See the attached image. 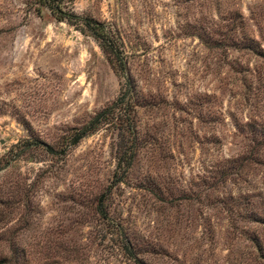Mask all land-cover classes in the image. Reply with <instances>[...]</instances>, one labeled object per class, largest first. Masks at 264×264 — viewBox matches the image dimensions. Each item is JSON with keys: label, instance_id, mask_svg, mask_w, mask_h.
I'll return each mask as SVG.
<instances>
[{"label": "rangeland", "instance_id": "rangeland-1", "mask_svg": "<svg viewBox=\"0 0 264 264\" xmlns=\"http://www.w3.org/2000/svg\"><path fill=\"white\" fill-rule=\"evenodd\" d=\"M34 7L32 0H0V155L28 134L56 145L118 93L119 79L96 40L79 23ZM67 9L115 30L149 95L137 110L141 147L108 199L130 238L161 247L137 257L150 264H264V249L256 253L242 231L257 225L239 218L229 224L232 202L223 199L257 193L264 167L247 162L208 186L225 157L250 145V134L233 124L264 121V58L225 44L238 11L264 47V0H72ZM112 138L100 129L62 156L41 153L40 161H11L0 170L1 184L22 183L9 225L28 264H133L93 211L94 194L112 178ZM145 173L159 189L140 184ZM258 234L264 239V228Z\"/></svg>", "mask_w": 264, "mask_h": 264}, {"label": "trees", "instance_id": "trees-1", "mask_svg": "<svg viewBox=\"0 0 264 264\" xmlns=\"http://www.w3.org/2000/svg\"><path fill=\"white\" fill-rule=\"evenodd\" d=\"M71 2L72 0H32L36 12H40L41 8H46L58 21L77 22L80 24L77 25L80 32L86 33L96 40L98 47L119 79L117 96L109 104L93 112L81 124L70 127L66 135L61 136L56 145L31 134L17 140L0 155V170L11 161H40L41 153L62 156L69 149L75 147L84 137L100 129L110 130L113 137L115 164L111 181L99 188L93 196V211L98 215L106 230L117 236L120 245L129 255L133 264H150L142 257H137L138 252L148 250L157 253L161 250L160 245L152 242L141 243L139 242L141 239L135 241L132 237L131 239L126 234L122 224L111 215V203L108 201L117 186L128 179L129 171L141 147L138 137L137 110L148 103L149 95L142 91L131 73L123 54L121 38L115 30L103 21L86 15L81 17L68 10L67 7ZM229 30L231 33L225 37V44L236 50H244L264 58V47H262L261 41L247 33L244 19L238 11H234ZM197 36L206 46H213V41L206 35ZM18 121L22 122V119H18ZM233 126L239 131L246 130L250 134V145H247L244 150L238 151L236 155L223 159L222 167L217 171V180L208 185L213 189L216 182L222 183L226 180L231 170L239 173V170L245 167L247 162H251L252 166L261 165L264 167V154L260 156L257 152L261 147L264 148V121L248 118L244 123H234ZM33 149H36L37 153H32ZM148 176V173H145L140 184L150 185L151 183L155 189H159L160 185L155 181L152 182ZM261 180L260 190L257 193L241 192L235 196L223 197V199L232 202L228 204L227 208L229 214L226 219L229 224H234L235 219L239 218L257 225V229H252L249 232L242 231L246 234V240L256 253H260V256H262L264 249V239L258 234L259 229L264 228V177ZM12 184L7 186V183H0V264H28V250L15 242L13 239L15 230L9 225L13 214V204L16 200H20L22 191L21 181L16 180ZM12 188H14L13 192ZM158 200L161 199L158 197ZM233 227L235 228L236 225Z\"/></svg>", "mask_w": 264, "mask_h": 264}]
</instances>
